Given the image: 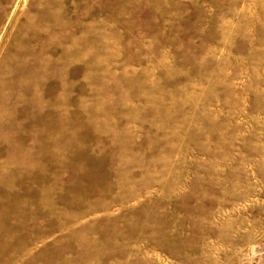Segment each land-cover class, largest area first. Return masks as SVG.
Returning <instances> with one entry per match:
<instances>
[{
  "label": "rangeland",
  "instance_id": "obj_1",
  "mask_svg": "<svg viewBox=\"0 0 264 264\" xmlns=\"http://www.w3.org/2000/svg\"><path fill=\"white\" fill-rule=\"evenodd\" d=\"M0 264H264V0H0Z\"/></svg>",
  "mask_w": 264,
  "mask_h": 264
}]
</instances>
